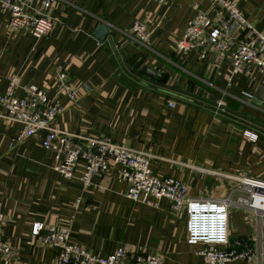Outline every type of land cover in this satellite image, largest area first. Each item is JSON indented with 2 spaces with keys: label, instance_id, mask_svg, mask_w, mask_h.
Segmentation results:
<instances>
[{
  "label": "crops",
  "instance_id": "1",
  "mask_svg": "<svg viewBox=\"0 0 264 264\" xmlns=\"http://www.w3.org/2000/svg\"><path fill=\"white\" fill-rule=\"evenodd\" d=\"M19 1L27 11L50 15L54 26L35 38L10 30L8 11H0V93L11 76L43 88L62 107L57 128L109 136L148 152L151 170L180 179L189 196L229 200L230 239L264 247V217L240 202L245 194L237 182L241 176L264 181V96L259 104L253 101L259 88L264 91V76L254 70L228 82L227 55L215 62L212 52L198 58L194 51L173 48L193 4L215 15L208 0H173L170 7L148 0H55L47 10L44 0ZM229 1L264 33V0ZM134 20L147 24L145 42L129 32ZM99 22L108 29L102 42L91 35ZM110 40L118 45L115 53ZM142 65L163 72V81L140 73ZM59 67L79 87L75 100L56 86ZM217 102L222 111L215 114ZM3 113L0 105L2 227L16 252L10 264H53L57 250L42 242L43 231L32 235L35 222L65 226L70 241L100 256L122 244L159 253L163 264H205L196 253L200 246L185 243L184 214H173L165 198L156 206L127 199L117 166L92 177L87 187L78 179L80 167L71 178L61 176L53 169V153L38 138L11 144L20 124ZM246 132L255 140L249 141Z\"/></svg>",
  "mask_w": 264,
  "mask_h": 264
},
{
  "label": "built area",
  "instance_id": "2",
  "mask_svg": "<svg viewBox=\"0 0 264 264\" xmlns=\"http://www.w3.org/2000/svg\"><path fill=\"white\" fill-rule=\"evenodd\" d=\"M158 5L170 7L173 0H148ZM55 0H44L42 9H49ZM215 9L210 17L196 4L193 14L186 21L183 32L173 43L174 51L185 53L194 51L198 58L214 53L216 62L227 55L229 76L243 74L249 76L254 70L264 76V33L256 30L229 0H208ZM0 11H8L10 30H22L35 38L47 35L54 26L53 18L43 12L27 11L19 0H0ZM148 26L134 20L129 32L141 43L148 38ZM111 49L115 53L118 45L112 40ZM55 82L64 90L69 100H75L79 87L70 81L68 72L59 67ZM18 90L22 93L19 95ZM85 90V89H84ZM86 91V90H85ZM247 98L250 94L241 92ZM173 103L167 102L168 106ZM0 105L7 120L19 122L20 129L11 144L20 143L26 137H36L44 150L53 153V169L65 178L74 176L78 167V179L83 186L91 184L92 177L103 176L111 166L118 167V178L125 183L124 196L144 205L156 206L161 198L169 203L173 214H184L185 243L199 245L196 253L205 264H227L237 260L247 264H261L264 247L256 242L230 239L227 231V198L192 197L187 194V186L180 179L158 175L149 167L151 154L112 141L109 136L80 134L61 130L54 125L62 107L49 98L43 88L35 84H19L17 76H11L2 93ZM215 114L222 111L219 102L213 108ZM249 141L256 135L246 132ZM244 199L240 202L264 217V181L246 176L237 178ZM76 200L75 206H77ZM2 202L0 200V264H10L16 252L5 239L3 231ZM41 234L42 242L57 250L53 264H163L159 253L145 250H129L125 245H117L112 252L103 256L88 252L78 243L69 239V230L62 225H45L35 222L31 233Z\"/></svg>",
  "mask_w": 264,
  "mask_h": 264
},
{
  "label": "water",
  "instance_id": "3",
  "mask_svg": "<svg viewBox=\"0 0 264 264\" xmlns=\"http://www.w3.org/2000/svg\"><path fill=\"white\" fill-rule=\"evenodd\" d=\"M108 34L107 26L103 22L97 23L91 35L99 42H102L104 40V37ZM140 73H142L144 76L154 79L156 81H163L165 74L163 72L157 71L155 68L150 67L149 65H142L139 69ZM264 96V91H262L261 88L258 89L256 94L257 101L253 100L254 103L259 104V102L262 100Z\"/></svg>",
  "mask_w": 264,
  "mask_h": 264
},
{
  "label": "rangeland",
  "instance_id": "4",
  "mask_svg": "<svg viewBox=\"0 0 264 264\" xmlns=\"http://www.w3.org/2000/svg\"><path fill=\"white\" fill-rule=\"evenodd\" d=\"M262 263L264 264V254H263V257H262Z\"/></svg>",
  "mask_w": 264,
  "mask_h": 264
}]
</instances>
